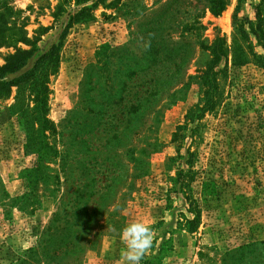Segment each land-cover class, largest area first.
I'll list each match as a JSON object with an SVG mask.
<instances>
[{"label":"rangeland","instance_id":"obj_1","mask_svg":"<svg viewBox=\"0 0 264 264\" xmlns=\"http://www.w3.org/2000/svg\"><path fill=\"white\" fill-rule=\"evenodd\" d=\"M93 1L0 0V13H14L8 24L23 25V34L37 41V52L21 72L61 44L59 69L48 84L47 118L54 133L45 141L53 155L38 166L34 185L24 177L26 168L36 166L26 152L33 105L27 101V114L19 117L12 112L15 88L0 99V264H128L122 230L134 221L153 230L140 264H264V71L253 59L234 66L229 55L217 107L188 124L187 112L202 98L201 84L190 80L160 105L159 121L135 137L130 149L141 161L129 163L130 141L123 135L114 139L105 126L86 134L75 124L81 82L96 50L127 43L140 20L131 15L133 0H123L120 11L104 8L112 2L107 0L94 8L90 21L60 39L68 16ZM137 1L155 9L168 0ZM189 1L186 8L199 14L201 24L191 37L197 33L206 47L216 35L229 48L235 39L248 47L240 31L249 30L245 20L256 22V6L264 26V0H226L218 18L206 0ZM8 33L9 42L21 38L16 30ZM248 36L251 51L264 56V45ZM13 51L0 48V65ZM209 61L208 51L196 48L187 76H199ZM179 174L186 184L182 190ZM196 214L197 228L189 232L187 221Z\"/></svg>","mask_w":264,"mask_h":264},{"label":"trees","instance_id":"obj_2","mask_svg":"<svg viewBox=\"0 0 264 264\" xmlns=\"http://www.w3.org/2000/svg\"><path fill=\"white\" fill-rule=\"evenodd\" d=\"M88 1L75 0V3L79 5ZM105 1L107 0H94L92 5L84 6L76 13L70 14L60 39H63L74 25L90 21L94 8ZM206 2L208 11L216 18L221 16L227 6L226 0ZM130 3L135 9L131 15L140 17V20L133 23L127 43L119 46L104 44L96 50L95 61L85 69L80 89L81 104L74 114L77 115L75 124L86 131V134L105 126L112 132V138L122 139L119 136L123 135V139L130 141L126 146L128 161L134 163L141 161L134 157L133 150L130 149L135 137H140L143 131H149L151 125L159 121L160 105L185 90L190 80L196 79L201 84L202 98L199 104L187 112L185 122L188 124L200 120L205 113L212 112L217 107L221 99L220 79L227 76L229 55L234 66H244L253 59L256 66L264 71V56L251 51L252 40L248 36L251 34L255 43L263 46L264 26L256 6V22L245 20L249 30L240 31L241 40L248 42V47H244L235 39L232 48H229L225 38L220 35H216L212 44L206 47L197 33L196 36L193 34L195 40L191 37L192 31L201 29V24L199 14L186 8L191 4L189 0H168L155 9L142 8L137 0ZM124 7L126 4L123 0H112L104 6L106 9L118 11ZM13 14L7 8L0 13V48L14 49L13 53L4 57L3 64L0 65V99L9 97L12 88H15L12 112L19 117L27 114V101L33 105L30 109V120L27 122L30 124V130L26 132V152L36 159V166L26 168L24 177L29 184L34 185L39 177L38 166H42L41 163L53 155L50 154L51 148L45 141L48 138L46 134L54 133V125L47 118V100L50 93L48 84L49 78L59 69L61 44L59 42L51 45L47 51L37 56L29 69L21 72L37 52V41L28 39L25 32L23 34V25L15 28L8 24L7 17ZM15 30L20 33L21 38L9 42L11 34L8 32ZM198 47L208 51L210 61L199 76H187V66ZM8 76L14 77L6 80ZM181 175L179 174L176 181L180 183L182 190L186 184ZM189 203L191 205L192 200ZM197 224L196 214L194 219L187 221L188 231L193 232Z\"/></svg>","mask_w":264,"mask_h":264},{"label":"clouds","instance_id":"obj_3","mask_svg":"<svg viewBox=\"0 0 264 264\" xmlns=\"http://www.w3.org/2000/svg\"><path fill=\"white\" fill-rule=\"evenodd\" d=\"M122 237L126 243L125 259L128 264H140L153 243L151 226L142 221H134L125 226Z\"/></svg>","mask_w":264,"mask_h":264}]
</instances>
